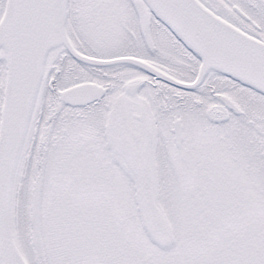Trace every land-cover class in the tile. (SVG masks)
Segmentation results:
<instances>
[{
  "label": "snow or ice",
  "instance_id": "6c2138e0",
  "mask_svg": "<svg viewBox=\"0 0 264 264\" xmlns=\"http://www.w3.org/2000/svg\"><path fill=\"white\" fill-rule=\"evenodd\" d=\"M0 264H264V0H0Z\"/></svg>",
  "mask_w": 264,
  "mask_h": 264
}]
</instances>
